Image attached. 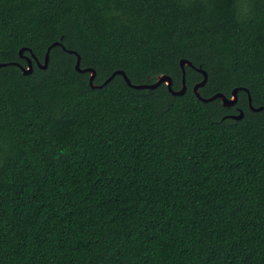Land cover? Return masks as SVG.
Segmentation results:
<instances>
[{
    "label": "trees",
    "instance_id": "1",
    "mask_svg": "<svg viewBox=\"0 0 264 264\" xmlns=\"http://www.w3.org/2000/svg\"><path fill=\"white\" fill-rule=\"evenodd\" d=\"M70 50L97 87L196 68L93 88ZM0 64V264H264V110L194 92L264 107V0H0Z\"/></svg>",
    "mask_w": 264,
    "mask_h": 264
},
{
    "label": "water",
    "instance_id": "2",
    "mask_svg": "<svg viewBox=\"0 0 264 264\" xmlns=\"http://www.w3.org/2000/svg\"><path fill=\"white\" fill-rule=\"evenodd\" d=\"M54 47H62L64 50L67 51L66 47H64V45L61 43V42H54L47 50V53H46V56H45V60H44V63H41L40 61H38V59L36 58V56L32 53L31 49L29 48H23L21 51H20V55L21 57L27 61V66H23L19 63H14V65L18 66L22 73L24 75H31L33 72H34V66H33V59H35L37 65L39 66V68L45 70L48 68V65H49V61H50V52L51 50L54 48ZM25 51H30L31 52V57H26L24 56V52ZM69 53L71 54H74L76 55L77 57V62H76V65H75V68L78 72L80 73H90V84L93 88H103L104 85L108 84L110 81H112L117 75H122L126 81V83L134 88V89H137V90H144V89H148V90H152V89H156L157 87H159L160 85H162L163 83H165L167 86H168V89L170 91V93L174 96H182L184 95L187 90H188V86H187V83H186V66H189L191 68H196L192 62L188 61V60H185V59H182L180 61V66H181V69H182V72H183V81H182V88L181 90H178V91H175L173 90V81H172V78L170 76H167V75H161L158 77L157 81L153 84H143V85H134L131 80L128 78L127 74L124 72V71H117L115 72L102 86H99L97 87L95 84H94V79L96 77V71L92 68H86V69H82L81 68V56L79 53H77L76 51H73V50H70L68 51ZM8 64H0V68L1 67H5L7 66ZM200 73L203 74L204 78L202 80V82H200L199 84H197L195 87H194V92L195 94L197 95V97L205 102V103H208V102H211V101H214L216 99H220L222 100V103H223V106L224 107H232L234 105L237 104L238 102V95H239V92L241 91H245L248 93L249 95V103H250V108L252 111L254 112H260V111H263L264 110V107H259V108H255L252 104V97H251V94L249 92L248 89H245V88H236L233 90L232 92V96L231 98H228L226 97L224 94L222 93H218L216 95H214L213 97L211 98H203L200 93H199V89L204 87L207 82H208V74L206 71H204L202 68H199L197 69ZM244 117V113L242 111H239V114L238 115H229V116H226L225 118H228V119H233V120H240V119H243Z\"/></svg>",
    "mask_w": 264,
    "mask_h": 264
}]
</instances>
